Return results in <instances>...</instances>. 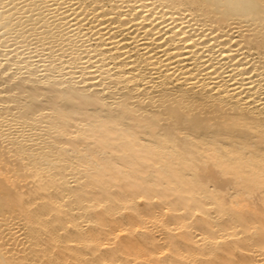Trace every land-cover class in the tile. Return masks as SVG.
<instances>
[{
    "label": "bare ground",
    "instance_id": "1",
    "mask_svg": "<svg viewBox=\"0 0 264 264\" xmlns=\"http://www.w3.org/2000/svg\"><path fill=\"white\" fill-rule=\"evenodd\" d=\"M0 264H264V0H0Z\"/></svg>",
    "mask_w": 264,
    "mask_h": 264
},
{
    "label": "rangeland",
    "instance_id": "2",
    "mask_svg": "<svg viewBox=\"0 0 264 264\" xmlns=\"http://www.w3.org/2000/svg\"><path fill=\"white\" fill-rule=\"evenodd\" d=\"M27 179V178H26Z\"/></svg>",
    "mask_w": 264,
    "mask_h": 264
}]
</instances>
